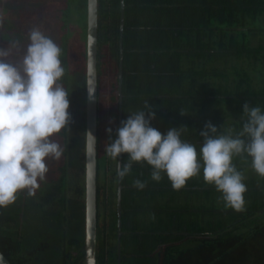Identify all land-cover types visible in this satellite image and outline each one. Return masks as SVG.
I'll list each match as a JSON object with an SVG mask.
<instances>
[{
	"label": "trees",
	"instance_id": "16d2710c",
	"mask_svg": "<svg viewBox=\"0 0 264 264\" xmlns=\"http://www.w3.org/2000/svg\"><path fill=\"white\" fill-rule=\"evenodd\" d=\"M40 5L43 18L58 14L67 29L77 4L41 0ZM79 6L85 47L74 50L81 59L73 72L71 32L63 31L57 42L70 119L54 138L65 151L59 160L48 159L46 179L33 195L21 191L13 203L0 207V251L12 264H87V0ZM6 10L17 26L30 20L24 6ZM121 17L122 0H98V264H118L119 258V178L116 161L104 153L101 94L107 85L105 63L111 59L116 73L111 71L108 101L115 138ZM3 25L0 48L11 47L5 59L17 63L26 35L11 30L7 19ZM124 46V119L147 101L146 111L155 113L152 126L162 133L187 127L182 139L198 150L206 122L235 133L246 118L245 102L264 109V0H126ZM233 163L247 185L241 211L225 208L202 173L174 189L166 176L153 181L150 165L134 162L123 179L121 264H264V177L252 169L250 157L235 156ZM135 179L146 181L145 186H135Z\"/></svg>",
	"mask_w": 264,
	"mask_h": 264
},
{
	"label": "clouds",
	"instance_id": "9594fccd",
	"mask_svg": "<svg viewBox=\"0 0 264 264\" xmlns=\"http://www.w3.org/2000/svg\"><path fill=\"white\" fill-rule=\"evenodd\" d=\"M7 10L0 8V25ZM11 47L0 48V207L17 199L26 190L29 196L45 181L48 159L59 160L65 151L54 137L70 119L68 90L62 84L65 66L61 47L38 26L27 31V43L21 59L9 62L5 57ZM91 95L92 90L88 89ZM145 101L144 107L128 113L115 129L107 127L108 142L104 153L116 161V177L123 180L134 162L151 167L150 178L160 181L166 176L172 188L180 189L187 180L202 173L206 184L213 185L225 208L241 211L245 205L247 185L244 173L233 158H251V167L264 177V109L260 105L243 104L246 117L239 131L217 130L206 122L199 135V149L182 139L188 128H169L162 133L152 126L155 117ZM184 111H181L183 114ZM85 153H96L97 138L86 129ZM127 153L121 163L118 156ZM146 181L135 179L143 188Z\"/></svg>",
	"mask_w": 264,
	"mask_h": 264
},
{
	"label": "water",
	"instance_id": "95a60500",
	"mask_svg": "<svg viewBox=\"0 0 264 264\" xmlns=\"http://www.w3.org/2000/svg\"><path fill=\"white\" fill-rule=\"evenodd\" d=\"M87 74L88 91L87 129L97 138L96 153L86 155L87 180V264H98V184H99V31L98 0H87ZM125 16L126 0H122L121 17V61H120V119L124 120V65H125ZM120 126V123H119ZM123 163V153L119 155ZM123 180L119 179V258L121 264L122 235H123ZM0 264H12L0 251Z\"/></svg>",
	"mask_w": 264,
	"mask_h": 264
},
{
	"label": "rangeland",
	"instance_id": "374dc122",
	"mask_svg": "<svg viewBox=\"0 0 264 264\" xmlns=\"http://www.w3.org/2000/svg\"><path fill=\"white\" fill-rule=\"evenodd\" d=\"M41 0H0V8L2 9H9L11 12L15 11V8H18L21 6L25 7V10L27 11L26 17L27 19H30L29 21H25L24 24L18 25L13 21V19H10V17L6 16L5 19L9 20L12 28L11 30H17L18 32L24 33L25 40L19 42V49L24 51V48L27 43V31L32 26H38L46 35L50 36L56 43L58 42V37L61 35V33L67 32L69 30L71 32L70 34V57L72 59V67L71 72H73V67H77V63H79L80 59L78 60V57L75 55L74 50H79L80 48L85 47V40L83 39L84 31V22L82 20L81 15V9L79 4L81 3V0H76V8L72 10L70 13V23L69 26L66 28H63L62 26V18L58 14H54L55 18H43L42 15L45 13L43 10L40 11ZM15 4V5H14ZM40 13V15H39ZM38 17V18H37ZM37 18V21H33V19ZM54 19V22L52 20ZM4 28V25H0V39H1V30ZM1 46V42H0ZM2 47V46H1ZM87 60V59H86ZM116 73V70L114 68V63L110 60L106 61L105 63V79L107 80V85L102 86V94H101V100H102V110H101V119L103 122L104 130L107 127H110V106H109V99H110V83L113 80V75ZM106 135V142H108V133L105 131Z\"/></svg>",
	"mask_w": 264,
	"mask_h": 264
}]
</instances>
